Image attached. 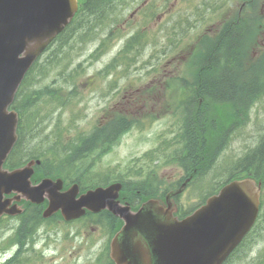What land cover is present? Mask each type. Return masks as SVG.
<instances>
[{
	"label": "flooded vegetation",
	"instance_id": "af4514ba",
	"mask_svg": "<svg viewBox=\"0 0 264 264\" xmlns=\"http://www.w3.org/2000/svg\"><path fill=\"white\" fill-rule=\"evenodd\" d=\"M155 1H150L145 13L154 10ZM135 4L138 7L134 12H141L145 3L135 1ZM163 5V17L158 15L161 18L158 27L165 33L161 48L165 49L163 69L171 74V70L167 69L175 64V69H180L182 73L179 77L130 79L123 88H118V84L110 78L104 88L109 97L103 107L102 145L116 142L123 129L133 125L119 147L124 148L134 141L157 152V159L153 162L142 160L143 174L157 175L166 181V196L172 180L187 178L185 168L171 165L172 136L174 144L186 142L188 154L192 157L189 162L197 173L195 179L205 175L203 168L198 167L205 162L204 159L194 157L199 154L194 150L199 144L198 134L206 130L221 131L222 140L231 135L235 143L245 136L246 165L241 169L243 174L256 175L261 181L260 206L263 207L264 101L256 98L257 93H251V86L259 85L257 92L262 91L264 77H241L234 66L249 75L251 58L264 56V0H164ZM138 17L141 21L146 18L143 14ZM130 27L132 33L137 28L132 22L124 26L125 29ZM119 49L128 48L121 46ZM137 49H145V46H138ZM219 49H231L226 61L219 56ZM234 49H247L246 55L241 57L239 52L235 55ZM190 69L195 70V77L189 76ZM214 109H220V116L228 118L227 125H217L218 115ZM154 117L161 120L160 125H152ZM208 121L210 126L205 125ZM256 124L262 127L258 129ZM258 168L260 172H257ZM171 170L174 172L172 176ZM232 171L233 174H240V168L234 167ZM141 191L139 186L127 187L130 199L126 194L122 196L137 208L142 203ZM116 222L117 219H114ZM109 252L108 242L102 247L100 256L108 261L106 264H114Z\"/></svg>",
	"mask_w": 264,
	"mask_h": 264
},
{
	"label": "water",
	"instance_id": "95a60500",
	"mask_svg": "<svg viewBox=\"0 0 264 264\" xmlns=\"http://www.w3.org/2000/svg\"><path fill=\"white\" fill-rule=\"evenodd\" d=\"M77 7V0H0V216L21 212L17 203H10L22 197L33 202L48 197L45 217L59 209L72 219L85 208H109L125 219L112 241V255L120 264H222L258 213L259 187L252 179L227 183L219 194L179 220L153 199L136 212L129 205L120 206L116 200L120 183L90 189L77 198L79 185L62 191L61 178L45 177L33 185L34 160L14 170L3 167L17 140L18 114L9 107L28 69L70 22ZM13 191L18 194L4 199L5 193Z\"/></svg>",
	"mask_w": 264,
	"mask_h": 264
},
{
	"label": "rangeland",
	"instance_id": "374dc122",
	"mask_svg": "<svg viewBox=\"0 0 264 264\" xmlns=\"http://www.w3.org/2000/svg\"><path fill=\"white\" fill-rule=\"evenodd\" d=\"M162 2L163 0H156V3ZM156 6L160 7L159 4ZM160 24V18H158V15L150 17V29L156 30L157 43L154 44L153 42H148L145 45V49H143V54L141 55H138L137 51L135 53H131L128 56V60H126L123 65L118 68L111 67V74L107 76L104 75L101 70H103L107 63L110 62L114 54V41L112 42L111 47L107 48L103 54L95 52L101 41V36L105 35L103 34L104 32H102V34H95L94 37L89 39H79L78 35H73L72 37L69 36V31L52 44L49 50L43 54L40 59V70H38V72L35 70L37 78L31 82H27L24 87V91L28 93L29 91L37 89L39 85H41L40 88L47 86H61L62 95H65L69 87L66 78L70 83L72 81V76H68V74L71 75L70 72L75 69L73 71V75L76 78L75 88L78 91V97H80L79 99L84 100V104H70V102L62 104L61 100L56 102L54 100H50L49 96L43 97L40 102L42 103L41 105H43L42 110L47 114H43L37 107L33 109V112H38V115H41V118H45V121L39 124V135L33 139V141L30 140V143L32 144L34 141L38 142L39 140H42V142L46 145L43 146V149H47L52 145H49V143L56 137V135L61 141L69 143L73 138L78 137L80 132L92 131L94 125L103 118V112L101 111L104 102L103 99L99 100L98 96L101 92L100 84L102 83V79L109 76L111 80L118 84V88H123L130 79L146 76L144 71L141 70V66H143L152 57L158 55L164 45L165 33H163L161 28L158 27ZM57 49H63L67 52L68 58H66V60H69L68 66L65 65L64 61L58 63V67L53 66L54 61H50L49 57L46 58L47 56H51ZM161 59H165L164 52L161 53ZM43 60L46 61L45 65L42 63ZM160 65L161 64H156L155 67ZM43 66L45 75L40 78L38 73L41 71ZM175 67V64H172L167 70H171L172 73L175 71ZM153 68L154 67L150 69ZM62 69L66 70L65 79L59 74ZM112 70L114 71L112 72ZM163 74L164 71L161 69L160 74L157 76L162 77ZM88 78L96 80L91 87L90 84H85V80ZM48 116H50V118ZM50 120H53V123L48 125L47 129L44 131L43 126L46 122L49 123ZM262 123L263 126L264 119L262 120ZM155 125L158 126L160 123H155ZM262 126L256 124L258 129ZM52 129L56 130L54 136L48 134ZM93 132L95 131H92V133ZM244 139L245 136L236 143L234 142L232 147L224 152L225 157L223 159L220 158L222 161L220 162L219 160V163H222L223 165L226 164V168L231 167L234 164V159H237V157L242 155L245 150L247 143H244ZM135 147L136 146L131 144L122 149L120 153L121 155H127L130 158L145 149L144 146ZM131 165L132 163H126L124 160H121L119 158V151L114 150L112 153L103 158L100 165H98L95 169L97 170V173L100 171L103 174L106 173L107 175L113 177L115 174L124 173L126 168L130 170ZM132 167L134 166L132 165ZM218 169L219 167L217 166L212 171L210 176L218 174L219 172H225ZM92 173H94V171H92L91 174ZM97 179L100 180L99 178ZM221 179L222 178H220V180ZM216 184H218V182L212 181L210 177L204 181L194 182L180 195L179 202L184 205V208H192L198 205L201 200L204 199L202 196L212 190V188H215ZM7 222L10 223V227H12L17 220L8 219ZM3 226V224H0V227ZM63 226L65 227V224ZM87 229H89V227ZM87 229L83 223H81V225L78 224L68 228H62L60 226H48L46 228H42L40 230L39 239L34 244L35 253H31L29 251L26 254L27 257H34L30 259L28 264H90V262L96 259L101 246L106 240V236H104L102 231L99 229ZM4 232L5 229L1 231V233ZM10 233H12V231H6L5 234L0 237V247L8 243V239L6 240L5 238L8 237ZM258 249L264 250V239L256 245L255 250ZM15 250V246L9 248L8 246H5L2 250H0V257H10ZM248 263L249 259L245 257L241 260H236L233 264Z\"/></svg>",
	"mask_w": 264,
	"mask_h": 264
},
{
	"label": "trees",
	"instance_id": "16d2710c",
	"mask_svg": "<svg viewBox=\"0 0 264 264\" xmlns=\"http://www.w3.org/2000/svg\"><path fill=\"white\" fill-rule=\"evenodd\" d=\"M106 0H83L82 6L79 10L78 16L73 22L72 26L78 30L81 28L86 31L88 36L93 35L99 28L100 19L103 15L102 10L104 8ZM68 31V30H67ZM67 50V49H66ZM50 61H54L53 66L58 67V63L65 62V65L68 66L69 60H66L67 52L63 49L55 50L51 56L46 58ZM46 61L43 60V65ZM40 61L36 62L32 67L31 71L28 73L23 87L26 85L25 82H31L36 79L35 70L38 72ZM44 66L41 68V71L38 73V76L42 78L45 75L43 71ZM66 70L62 69L60 75L65 79ZM68 76H72V80L75 79L73 72H70ZM67 83H69L66 78ZM251 91L253 94L255 91ZM24 92L26 95L16 99L13 107L17 109L21 115V120L18 127L19 139L8 159L7 165L10 167H15L23 164L26 160L33 157H42L43 158V167L39 168V172L36 175V178L39 179L43 172H46V168H51L47 171L50 174L56 175H65L69 177L73 172H78L76 178L81 182L83 186L94 181V178L91 174L90 168H93L94 163L90 162L88 159L93 160L102 154L104 150L100 147L101 135L99 128L94 134H81L76 138H73L69 143L58 144V140H52L51 146L54 149L52 152H49V149H43L42 140L34 141L32 144L30 140L33 141L39 135V124L42 122L38 121V112H33V107L39 99H42L45 96H49L50 100L60 101L62 104H65L64 101L67 97L62 95V87H44L37 88L26 93L23 89L19 92ZM96 131V130H95ZM41 133V132H40ZM208 139V144L205 147V140H203V149L209 150L212 152L214 149V143L218 141L219 134L214 132L206 133ZM59 149V150H58ZM207 151V150H206ZM209 154V153H208ZM87 187V186H86ZM85 187V188H86ZM39 209L41 208L38 206ZM38 219V216L36 215ZM39 218H41L39 214ZM16 240L19 244L23 243L24 235L23 232H16ZM15 263L12 260L11 264Z\"/></svg>",
	"mask_w": 264,
	"mask_h": 264
}]
</instances>
